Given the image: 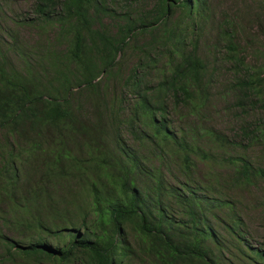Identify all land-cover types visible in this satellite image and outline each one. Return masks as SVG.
I'll use <instances>...</instances> for the list:
<instances>
[{"label": "trees", "instance_id": "16d2710c", "mask_svg": "<svg viewBox=\"0 0 264 264\" xmlns=\"http://www.w3.org/2000/svg\"><path fill=\"white\" fill-rule=\"evenodd\" d=\"M118 1L0 22V264H264L230 191L264 183L241 151L264 140V62L246 54L264 58V0ZM216 96L233 136L206 121Z\"/></svg>", "mask_w": 264, "mask_h": 264}, {"label": "rangeland", "instance_id": "374dc122", "mask_svg": "<svg viewBox=\"0 0 264 264\" xmlns=\"http://www.w3.org/2000/svg\"><path fill=\"white\" fill-rule=\"evenodd\" d=\"M146 3H153L155 0H144ZM237 8H248L256 6L261 2V0H236ZM33 0H0V22L6 24L9 22L11 27L14 26L12 20L17 14H22L30 9ZM119 5L122 6L125 0H119ZM142 2V1H141ZM218 5L222 6L224 9L235 5L234 0H217ZM216 2V3H217ZM144 3V2H143ZM254 12V11H253ZM18 33L21 38L24 39L28 44H33L36 41L37 34L34 30L29 27L20 26L17 28ZM1 42V40H0ZM247 57L251 63H256L261 65L264 62L263 56L259 58L255 57L251 49H247ZM263 55V54H262ZM137 62V57L133 56V53L129 52L127 56L124 57L122 62V68L120 69V74L123 75L122 82L128 75V69L135 65ZM231 75L228 69H221L220 72L216 73L215 83L212 88V96L219 94L223 90V85L230 79ZM111 86V92L116 91L119 94L122 89L121 81L116 80ZM124 97L130 98L129 94H123ZM214 105L210 108L206 121L213 124L216 128L221 129L224 132H228L233 136V130L237 127V121L233 117V113L225 111L226 99L220 96L214 98ZM264 110V109H260ZM257 110L256 113H260ZM207 111V110H206ZM206 114V113H205ZM261 118L264 119V112L260 113ZM172 117V115H171ZM176 123V122H175ZM178 124V123H176ZM235 137V136H234ZM242 153H246L253 162L264 166V140L262 145H255L254 147L248 149L247 151L241 150ZM204 169L202 168L201 171ZM232 196L236 199L234 202L235 207L238 210V214L242 216L245 222V232L249 240L255 245H264V183L258 181V186L241 187L236 189H231ZM234 258L233 256L230 257Z\"/></svg>", "mask_w": 264, "mask_h": 264}]
</instances>
